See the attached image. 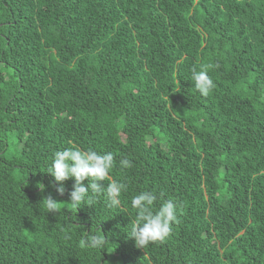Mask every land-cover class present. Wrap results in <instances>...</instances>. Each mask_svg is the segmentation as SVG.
<instances>
[{
  "label": "trees",
  "instance_id": "1",
  "mask_svg": "<svg viewBox=\"0 0 264 264\" xmlns=\"http://www.w3.org/2000/svg\"><path fill=\"white\" fill-rule=\"evenodd\" d=\"M73 144L114 155L118 206L57 193ZM141 191L177 205L143 249ZM0 264H264V0H0Z\"/></svg>",
  "mask_w": 264,
  "mask_h": 264
},
{
  "label": "clouds",
  "instance_id": "2",
  "mask_svg": "<svg viewBox=\"0 0 264 264\" xmlns=\"http://www.w3.org/2000/svg\"><path fill=\"white\" fill-rule=\"evenodd\" d=\"M191 82L193 89L205 96L214 87L207 70L197 71L193 68ZM115 166L116 161L111 152L101 154L92 149H81L73 144L53 154L46 172L54 178L55 184L58 185L56 191L60 195L64 193L62 182L69 179L74 180L70 203L67 204L77 211L82 206L92 205L98 195H103L109 206L120 204V197L127 190L126 185L115 180L107 185L104 184ZM119 166L126 169L132 164L129 159L124 158L119 161ZM85 180L88 182L87 186L83 184ZM44 200L48 211L55 212L59 203L51 197ZM156 201L157 196L148 191H141L130 200V207L136 210V216L127 235L134 240L138 248L143 249L151 243L164 240L171 232V225L176 221V203L169 199L157 208L155 207ZM81 245L100 248L101 239L93 235L90 240L82 239Z\"/></svg>",
  "mask_w": 264,
  "mask_h": 264
}]
</instances>
